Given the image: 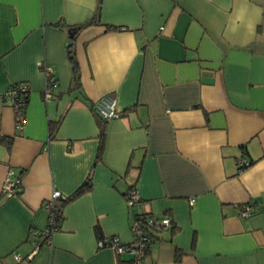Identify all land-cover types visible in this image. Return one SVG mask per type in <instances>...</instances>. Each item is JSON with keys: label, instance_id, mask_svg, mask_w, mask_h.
<instances>
[{"label": "crops", "instance_id": "crops-1", "mask_svg": "<svg viewBox=\"0 0 264 264\" xmlns=\"http://www.w3.org/2000/svg\"><path fill=\"white\" fill-rule=\"evenodd\" d=\"M97 5L0 0V264L128 263L96 227L128 245L137 214L172 224L144 264H264V0ZM20 84L18 128L3 96ZM106 96L122 117L103 124L93 109ZM9 174L21 182L11 197ZM88 181L37 245L52 194Z\"/></svg>", "mask_w": 264, "mask_h": 264}, {"label": "built area", "instance_id": "built-area-1", "mask_svg": "<svg viewBox=\"0 0 264 264\" xmlns=\"http://www.w3.org/2000/svg\"><path fill=\"white\" fill-rule=\"evenodd\" d=\"M44 72L48 79V91L50 92L49 95L51 96V92L55 86H50L53 82L52 72L47 67L44 68ZM28 92V86L20 84L9 87L3 96L4 99L11 104L15 114L17 115L18 128L22 127V121L25 115L26 106L25 97L27 96ZM93 111L98 118L106 122L122 117V113L119 111L117 106V101L112 96H106L99 100L95 104ZM20 185V180L16 178L12 179V174H9L4 184V193H6V195L9 197L14 196L19 190ZM60 199H64V196L60 192L55 191L52 194L51 198L45 204V210L49 215V222L48 227L44 232V235L49 237L48 241L51 239L52 235L58 231L57 203ZM128 202L130 206H135V204L138 202V196L135 192L129 194ZM253 214L254 209L251 206H246L240 213L242 218H250L253 216ZM160 220L161 221L159 222V225L161 226V228L168 229L170 227L171 219L169 217L164 216L161 217ZM153 224L154 219L152 218H149L147 222H144V220L135 221L131 228L134 237L133 243L125 245L116 237H105L104 240L99 241L100 247L113 249L119 255L130 254L133 259L132 264H144V261L147 258L146 255L149 250V244L152 241L149 229H151ZM15 259L18 263H21L23 261L20 256H15Z\"/></svg>", "mask_w": 264, "mask_h": 264}, {"label": "trees", "instance_id": "trees-1", "mask_svg": "<svg viewBox=\"0 0 264 264\" xmlns=\"http://www.w3.org/2000/svg\"><path fill=\"white\" fill-rule=\"evenodd\" d=\"M101 3H102V0H98V5H97V11H96V15L98 14L99 15V10H100V7H101ZM55 27H59V24H54ZM80 28H82V26H80ZM79 28H76V29H73L72 32L76 33V31H78ZM74 37H72V39L70 40V49H71V45H73V41H74V38H75V35H73ZM70 58L74 60V57L72 55V53L70 52ZM76 72H77V69H76ZM77 74V73H76ZM53 78V82L51 83V87L53 85H57L56 83V79L54 78V76H52ZM77 85V83H76ZM28 98H29V92L27 93V96L25 97V105H27L28 103ZM26 108V106H25ZM100 119V118H99ZM100 121L104 124L106 123V121L104 120H101ZM60 121L58 122H50V125H49V130H50V136L53 137L55 136L59 126H60ZM0 141H4V140H0ZM91 186H92V183L91 181H88L86 182L80 189L77 190V192L70 198H64V199H60L59 202L57 203V210H58V217H57V225H58V230L60 229V226H61V223H62V220H63V209H64V206L69 203L70 201H72L73 199L83 195L84 193L88 192L90 189H91ZM149 218H152L154 219V224L153 226L151 227L150 230V235L152 237V241L151 243L149 244V250L147 252V255L146 257L150 254L151 252V248L153 246L154 243L156 242H159L162 240V228L161 226L159 225V222L161 221V217H155V216H149V215H143V214H137L136 215V220L135 221H139V220H144V222H147V220ZM172 225V224H171ZM96 231H97V236H98V239L99 241H102L104 240V235H103V232L101 230V228L98 226L96 227ZM148 229V228H147ZM48 239L49 237L45 236L44 233L41 235V237L37 240V245H40L42 243H47L48 242ZM132 264L133 263V259L128 262V263H125V262H119V264Z\"/></svg>", "mask_w": 264, "mask_h": 264}]
</instances>
